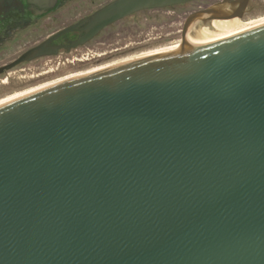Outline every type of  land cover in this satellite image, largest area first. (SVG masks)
<instances>
[{"label":"water","instance_id":"obj_1","mask_svg":"<svg viewBox=\"0 0 264 264\" xmlns=\"http://www.w3.org/2000/svg\"><path fill=\"white\" fill-rule=\"evenodd\" d=\"M187 1L111 0L51 38ZM238 2L209 31L0 97V264H264V14Z\"/></svg>","mask_w":264,"mask_h":264},{"label":"rangeland","instance_id":"obj_2","mask_svg":"<svg viewBox=\"0 0 264 264\" xmlns=\"http://www.w3.org/2000/svg\"><path fill=\"white\" fill-rule=\"evenodd\" d=\"M107 1L109 0H79L78 5L68 6L60 12V15L54 16L55 19L47 23L46 32L77 21L85 13ZM210 1L195 0L180 6L146 9L124 17L104 27L96 36L70 53H62L61 61L64 63L59 65L58 70L53 66L55 72H47L45 78L191 36L195 34L197 28L195 26L190 28L193 25V19L183 26L184 19L198 5ZM263 14L264 0H249L243 18ZM222 18L232 19L233 17L225 15ZM212 21L213 18L210 24ZM206 28H208L207 25L203 26L202 31ZM10 75L8 76L9 84L0 85V97L37 82V78L31 76L13 79L11 78L13 74Z\"/></svg>","mask_w":264,"mask_h":264},{"label":"flooded vegetation","instance_id":"obj_3","mask_svg":"<svg viewBox=\"0 0 264 264\" xmlns=\"http://www.w3.org/2000/svg\"><path fill=\"white\" fill-rule=\"evenodd\" d=\"M78 1L55 0L49 7H40L29 3L27 0H0V69H2L0 71V85L9 84L8 76H11L10 74H13L11 77L13 79H19V77L24 79L31 76L40 81L46 77L47 72H55V69L58 70L59 65L64 63V61H61V54L70 53L81 46L66 48V46L71 45L79 37L80 32L73 30L54 38L51 37L64 27L91 15L111 0L93 8L91 11L85 13L82 18L67 26L46 32V25L55 19L54 16L60 15V12L67 9L68 6L78 5ZM192 1L195 0L154 9L185 5ZM217 1L219 0H211L208 3L198 5L189 14ZM38 46H41L39 54L29 56L9 69L4 68Z\"/></svg>","mask_w":264,"mask_h":264},{"label":"bare ground","instance_id":"obj_4","mask_svg":"<svg viewBox=\"0 0 264 264\" xmlns=\"http://www.w3.org/2000/svg\"><path fill=\"white\" fill-rule=\"evenodd\" d=\"M238 1L239 0H233V1L225 0L224 6H223V16L222 17H224L225 15L232 16L233 18L239 17L237 15L238 7H239ZM222 17H218V12L216 10L211 11L210 13H205L203 15H200V16L194 18L192 20L193 25H191L190 28L193 26H195L197 28L195 34L202 33L205 31H209L210 29H212L217 24L229 20L228 18H222ZM212 18H213V21L210 24V21L212 20ZM205 25H207L208 28H206L204 31H202L203 26H205ZM195 34H193V35H195Z\"/></svg>","mask_w":264,"mask_h":264}]
</instances>
